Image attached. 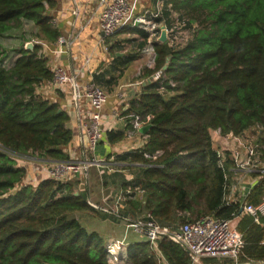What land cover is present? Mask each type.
I'll return each instance as SVG.
<instances>
[{"label": "trees", "instance_id": "obj_1", "mask_svg": "<svg viewBox=\"0 0 264 264\" xmlns=\"http://www.w3.org/2000/svg\"><path fill=\"white\" fill-rule=\"evenodd\" d=\"M55 6L56 0H0V264H109L101 235L67 217L86 211L119 219L89 204L91 190L88 185L79 189L78 176L57 180L47 175L34 184L26 179L29 169L20 164L32 157L46 165L72 159L67 150L74 137L70 116L60 102L39 92L41 84L54 77L43 45L34 41L32 51L25 48L33 39H59L61 30L51 14ZM174 12L186 19L190 40L181 47L153 42L154 65L138 76L151 78L122 111L126 129L106 130L108 141L118 143L133 129L131 115L150 116L145 143L116 157L135 169L131 179L121 178L123 190L131 191L122 202V215L150 214L174 228L204 215L238 216L244 239L238 263L264 262V214L256 220L242 211L244 198L239 194L226 199L227 175H233L235 162L229 152L224 158L218 155L212 137L214 129L238 136L259 127L258 152L264 163V0H164L162 15L154 21L169 24ZM24 25L32 27L31 36L22 31L18 37L23 40L7 46L4 40ZM126 32L138 35L135 49L143 48L150 36L141 24L117 33ZM109 42L113 59L93 74L108 93L138 58L136 51L119 55L120 43ZM157 72L160 77L152 79ZM125 168L115 166V176ZM112 176L104 170L103 184ZM251 176L257 183L246 201L258 204L264 195V171ZM159 248L168 264H191L179 243L163 238ZM128 258L130 264H160L147 241L130 243ZM203 262L235 264L229 258Z\"/></svg>", "mask_w": 264, "mask_h": 264}, {"label": "built area", "instance_id": "obj_2", "mask_svg": "<svg viewBox=\"0 0 264 264\" xmlns=\"http://www.w3.org/2000/svg\"><path fill=\"white\" fill-rule=\"evenodd\" d=\"M77 2V0H74ZM101 12L99 16L100 30L102 32L103 42L113 36L120 29L128 25L141 24L150 36L147 40V45L144 47L146 52H150L151 63L155 61V50L153 42L158 40L161 26L166 25L168 32V43L173 47L184 46L191 38V30L187 25L185 18H182L178 13L174 12L169 24L156 23L155 18L162 15L164 9V0H156L155 10H146L144 14L135 16L134 4L130 0H99ZM75 14L79 12L76 8ZM72 38L60 36L59 39L52 43L57 52L62 53L71 46ZM38 43L50 44L38 40ZM109 49L108 44L105 45ZM54 77L50 81L57 88L69 93L70 103L74 110L77 128L79 130L80 139L83 140L84 146L82 148L81 156L72 158L69 161H57L47 166L46 173L49 177L57 180H66L70 176L78 173L86 175L88 179V172L94 165L103 163L102 159L95 155L97 146L102 139L106 130V121L104 115V107L108 102L109 93L93 79L83 82L81 80L80 70L75 69L70 72L67 68L60 66L53 69ZM161 72H157L152 79H158ZM133 131L140 132V128L144 126L150 116L141 118L139 115H131ZM257 131L254 134L243 132L235 136L236 141L245 148V157L241 158L240 151L236 150L232 153L230 148H225L214 145L220 157L224 158L226 152L230 153V157L234 160L235 166L231 168L233 175H227L229 180V193L226 197L228 201L233 200L235 194H239L244 198L242 211L251 214L258 220L259 214H264V196L258 204L247 203L246 197L249 193L242 194L241 187L243 185L241 172L244 174H251L258 170L264 171L261 163L260 153L258 152L260 128L254 127ZM223 136V139L229 141L228 135L222 134L220 129H214ZM213 137V135H212ZM234 138V135L231 137ZM254 139V143L246 144V140ZM86 179V180H87ZM141 191V192H140ZM142 193L143 191L140 190ZM131 191L127 190L121 192L115 199L112 206L109 208L105 206H98L94 204L89 198L88 202L92 206L108 214H111L125 222L132 228L134 233L143 235L151 247L158 250L159 241L163 238L171 239L179 243L190 255L191 264H203L205 258H229L233 259L238 264L241 249L244 245L242 233L237 229L233 223V219H221L213 215H204L194 220H187L182 222L179 227H169L161 224L153 219L150 214L140 218L126 217L122 215L121 203L130 195ZM238 217V216H236ZM234 217V218H236ZM110 246H108L109 248ZM109 251V250H108ZM161 255V253H160Z\"/></svg>", "mask_w": 264, "mask_h": 264}, {"label": "crops", "instance_id": "obj_3", "mask_svg": "<svg viewBox=\"0 0 264 264\" xmlns=\"http://www.w3.org/2000/svg\"><path fill=\"white\" fill-rule=\"evenodd\" d=\"M131 1H133L134 4L135 16L144 14L146 10H155L156 7L155 1L153 0H144V4L142 0ZM99 4V0H77V2H75L74 0H56V6L51 10V14L54 16V22L60 28L61 36L68 39L72 38L73 42L71 46L62 53H59L55 50L54 44L43 43L41 52L48 59L49 66L52 70L60 66L67 68L68 70H70V72L72 70L78 69L80 70L81 80L83 82L88 81L89 79H93L94 72L97 71V69L102 64L107 65L113 59L112 53L109 51V49H106L105 46L108 40H110L109 43L119 42L123 47V51L118 52L119 55H124L125 53L136 51L138 53V58L133 63L139 60H145L149 57L150 52H146L144 50V47H146L147 44L141 49H135L134 41L135 39H139L138 35H134L129 32L115 33L113 36L103 42L102 32L100 30L99 24V16L101 12ZM78 5L79 12L75 14L74 10L76 8L78 9ZM121 35H127L128 37L125 36L124 38H120ZM35 42L38 43V40H35ZM146 63V65H149L148 59ZM128 72L129 70L126 69L123 74L124 76H121L117 85L112 91L109 92V101L104 107V115L107 119L106 130L126 129V118L125 116L120 115V113H122V111L128 107L129 100L136 92L140 90V86L142 84H146V82L151 78L150 77L142 79L137 76V78L133 80L134 76H127ZM39 92L46 98L60 102L62 108L68 112L70 116L69 126L74 131V137L72 142L68 145L67 150L70 153L71 158L80 157L84 142L82 139H80L74 110L70 103L69 93L57 88L51 82L41 84V86L39 87ZM106 130L99 144L104 143L109 147V150L106 153H102V156L98 155L97 151L95 152L97 158L102 159L103 163L100 165L92 166V168H90L88 172V179H85V181L83 178H85L86 175L84 176L80 173L74 175L78 176L81 181L79 189H83L84 186L90 185L91 194H93V189L91 188V186L94 188L97 184L95 190L97 192V196H95L97 200L94 203V198L92 197V195L91 200L98 206H102L104 204L102 202V197L100 196L101 191H105L106 197L109 198L108 201L113 202L121 192H124L122 187L123 180H121L122 176L126 177L127 179H131L134 176L133 174L135 172V169H131V166L127 163L116 160L117 154L140 148L146 141V136L142 132H134L130 129L128 130L125 140L118 143H111L108 141V138L106 136ZM256 131L257 130L249 129L246 131V133L248 134V132H250L251 134H254ZM257 133L259 134V131H257ZM212 135L215 146L218 147L221 144L225 148H230L232 156L234 151L239 150L241 158L245 157V148L236 141L237 139L235 138V136L234 138L228 137L229 141H227V143L229 144L227 146H224L225 141L222 135L217 134L216 132H212ZM255 141L254 139L250 138L246 140V144L254 143ZM26 160L28 159H21L20 164L26 166L29 169L30 164L28 165ZM132 165L135 166V164ZM39 166L35 165L33 167V169H35L34 173H32V171L30 173L31 176L35 179V181H31L34 184H37L41 179L47 177V173L44 167L45 165L43 167H41L42 165ZM115 166H126L127 168L121 170V172L119 171V176H115L116 170L113 169ZM43 170H45V172ZM104 170L111 172V174L113 175L111 179H109L107 185H104L102 182L101 175ZM241 174L242 175L240 180L243 183L241 187V193H250L251 189L257 183V181L251 176V174H244V172H241ZM74 176H70L69 178ZM139 191L140 189L138 190V192ZM121 210L124 211L123 203H121ZM76 213L77 219L87 230L97 231L101 235V237L104 238L107 246H110L108 248L109 264H130V260L128 258V245L132 242L146 241L143 235L134 233L129 225L121 219L102 218L86 211H78ZM182 213L186 212H181L180 214ZM186 214L190 213L187 212ZM239 220L240 217L233 218V223L236 225V227ZM153 250L157 254V258L160 264H168V261L163 255L160 248H158V250L160 251L161 255L157 250Z\"/></svg>", "mask_w": 264, "mask_h": 264}, {"label": "rangeland", "instance_id": "obj_4", "mask_svg": "<svg viewBox=\"0 0 264 264\" xmlns=\"http://www.w3.org/2000/svg\"><path fill=\"white\" fill-rule=\"evenodd\" d=\"M131 1V0H130ZM141 1V0H140ZM133 2V1H132ZM142 2H143V4H144V0H142ZM141 8H144V7H141ZM24 29V30H23ZM22 31H27L28 32V34L31 36V33H32V27L31 26H23L22 27V29H20L19 27H16V28H14V30H13V32H12V34H13V37H10V38H6L4 41H5V44L7 45V46H16L19 42H21L22 40H23V38H22V36L21 37H18L19 36V34L22 32ZM128 37L127 35H121L120 36V38H124V37ZM32 41H35L34 39L32 40ZM147 59H148V64L149 65H146L147 63H146V61H147ZM147 59H145V60H139V61H137V62H135V63H133L131 66H129L128 68H127V70H129V72H128V75L127 76H134L133 77V80L135 79V78H137V76H140V74H141V70L144 68V67H146V66H153L154 64L153 63H151V57H150V55H149V57L147 58ZM124 76V75H123ZM108 101H109V98H108ZM108 103V102H107ZM119 113H120V111H119ZM120 115H122V113H120ZM251 130H255V128H251ZM225 141V144H224V146H227L229 143H227V141L226 140H224ZM108 150H109V147L108 146H106L104 143L103 144H99L98 145V147H97V149H96V151H97V154L98 155H100V156H102V153H106V152H108ZM28 160H30V161H28ZM28 160H26L27 161V164L29 165V170H28V177L26 178L27 179V181H35V179H34V177H32L31 176V171H32V173H34V171H35V169H33V167L36 165V166H39V165H42L41 167H43L44 165V167L46 168V166H48V165H46L45 163H43V162H41L39 159H37V158H35V157H32V158H30V159H28ZM40 161V162H39ZM40 167V166H39ZM92 168V167H91ZM33 169V170H32ZM44 172H45V170H43ZM37 179V178H36ZM84 179V181H85V179H87V178H83ZM93 184H95V183H93ZM94 186V185H93ZM96 187H97V184L95 185V187L93 188L92 186H91V188L93 189V194H91L92 195V197L94 198V203L96 202V198H95V196H97V192L95 191L96 190ZM89 188H90V185H89ZM100 196L102 197V202L104 203L102 206H105V207H107V208H109L110 206H112V204H113V202H110V201H108V197H106V192L105 191H101L100 192ZM93 202V201H92ZM125 222V221H124ZM125 223H127L128 224V222H125ZM130 227V226H129ZM131 228V227H130ZM131 230H132V228H131ZM133 231V230H132ZM104 239V238H103ZM106 242V241H105ZM262 263H264V262H260V263H256V264H262ZM204 264V263H203ZM235 264H236V262H235Z\"/></svg>", "mask_w": 264, "mask_h": 264}, {"label": "water", "instance_id": "obj_5", "mask_svg": "<svg viewBox=\"0 0 264 264\" xmlns=\"http://www.w3.org/2000/svg\"><path fill=\"white\" fill-rule=\"evenodd\" d=\"M158 40L161 41V42H166L168 40V32H167L166 25H162L161 26V33H160V35L158 37ZM25 48L32 51L34 49V41H27L25 43ZM165 68H166V66H165ZM61 110H62V108L60 109V111ZM150 126L151 125H149V124H146V125L142 126L140 128V132L146 133L149 130ZM228 136H229V138H231L233 136V132L231 131L228 134ZM76 218H77V213L76 212L71 213L67 217L68 220H73V219H76ZM43 264H58V263H48V262H44ZM238 264H251V263H238ZM262 264H264V263H262Z\"/></svg>", "mask_w": 264, "mask_h": 264}, {"label": "bare ground", "instance_id": "obj_6", "mask_svg": "<svg viewBox=\"0 0 264 264\" xmlns=\"http://www.w3.org/2000/svg\"><path fill=\"white\" fill-rule=\"evenodd\" d=\"M256 264V263H255Z\"/></svg>", "mask_w": 264, "mask_h": 264}]
</instances>
